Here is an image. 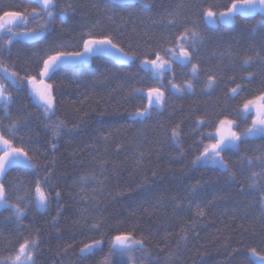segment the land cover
<instances>
[{"label":"trees","instance_id":"obj_1","mask_svg":"<svg viewBox=\"0 0 264 264\" xmlns=\"http://www.w3.org/2000/svg\"><path fill=\"white\" fill-rule=\"evenodd\" d=\"M58 3L64 7L71 5L67 8L68 17L64 23L57 20L47 39L15 42L11 54L4 53L5 62L15 65L20 75H24L26 68L29 74H34L31 69L52 42H63L68 46L66 50H74L80 42V33L93 25L97 33L113 32L125 50L130 45L143 53L162 38L170 39L177 34V29L164 26L170 12L176 13L178 20L198 21L201 8L213 5L220 11L231 0H149L150 10H142L139 0H58ZM33 6L30 0H0V15ZM258 19L259 15L237 17L235 23L210 26L198 47L197 59L206 69L215 71L219 66L222 78L215 89L204 93L198 87L194 94L171 97L163 113L159 116L153 113V118L144 124L128 117L141 104L140 94L130 95L131 90L154 85L139 60L123 64L110 57H94L88 64L69 65L61 72L56 78L59 87L56 115L52 118L65 125L58 137L53 135L51 122L32 102L25 81L23 90L14 93L10 115L26 121V127L17 135H27L30 148L38 154L41 169L51 165L50 185L62 195L57 200L53 191L44 211L29 205L19 224L9 219L8 211L0 212V256L7 257L13 246L34 237L39 243L37 264H105L106 261L129 264L127 257L110 254V241L118 231L134 230L135 238H144L147 248L146 253H132L136 264H243L245 247L259 243L264 235V223L252 218L258 216L259 190H250L247 180L250 172L257 169L241 168L238 158L256 154L264 148V140L253 138L241 145L238 154L230 155L235 179L220 169L193 166L191 160L198 154L196 144L200 134L210 130L208 127L194 130L195 116L207 114L213 118L226 106H236L240 97L227 105L225 102L226 91L235 86L228 82V77L234 75L233 67H238L246 56L256 57L259 53L264 57V29L259 25L253 27ZM38 23L30 21L28 27L35 28ZM0 37L7 39L3 32ZM250 70L257 73L262 70L259 58ZM175 71L179 83L183 71L179 66H175ZM170 76L171 73L165 76L164 84ZM204 78L202 75L201 79ZM259 84L257 75L241 97ZM8 123L7 119L0 120V129L6 131L4 126ZM177 123L183 130L180 138L183 156L165 138L164 129ZM109 133L112 136L105 141L103 137ZM139 151H143L144 157L138 167ZM101 157L105 161L103 174L98 163ZM44 176L43 170L37 173L16 169L4 177V183L24 189L19 193L13 191L14 200ZM82 176L96 179L82 185ZM97 179L104 182L102 189ZM208 201L213 203L207 216L196 217L193 225L196 205L203 206ZM177 204L182 207L174 211ZM53 217L57 218L55 222ZM96 222L101 224L100 230L89 231V226ZM239 225L248 231L243 232ZM185 234L187 239L181 241L180 236ZM101 238L103 243L94 254L81 259L80 247ZM234 249L239 252L234 253Z\"/></svg>","mask_w":264,"mask_h":264},{"label":"snow or ice","instance_id":"obj_2","mask_svg":"<svg viewBox=\"0 0 264 264\" xmlns=\"http://www.w3.org/2000/svg\"><path fill=\"white\" fill-rule=\"evenodd\" d=\"M33 7L25 8L23 11H4L0 15V32H3L7 39H3L0 44V111L3 115L0 120L7 119L9 123L4 126L6 131L0 129V212L6 210L10 213L9 219H13L19 224L26 215L29 205L44 211L48 208L54 191L55 198L60 199L62 193L50 185L52 175L51 165H44L41 169V162L38 154L30 148L27 135L17 133L26 127V121L13 119L10 109L15 101L14 93L23 90V84L27 81L30 87L29 95L34 105L42 111V115L51 122L54 137H58L65 127L63 121H52L56 115L57 76L66 70L69 65H83L91 62L95 58L114 57L120 63L139 64L146 70L148 79L154 81L153 86L145 88H133L130 95L140 94L141 104L128 113V117L135 123L144 124L153 118V113L161 115L168 106L169 99L176 96L194 94L200 87L204 93L215 89L217 82L222 78L219 66L216 70L206 69L202 62L197 59L198 47L205 40V32L210 26L225 23H235L237 17L260 19L256 24L264 29V0H231L223 10H215V6L203 7L197 13L196 20H178L174 12H170L166 18L164 26L169 29H177V34L170 39H161L148 51L140 53L133 50L131 46L125 50L116 35L109 32H95V25L87 31H82L79 41L74 50H66L67 44L52 42L45 53L40 57V61L29 74V69L24 70V75H20L15 70V65L5 62L4 53L11 54V48L15 42L23 40L47 39L51 31L57 26V20L64 23L68 17L67 7L60 6L58 0H30ZM139 7L142 10H150L149 0H139ZM111 19V17H109ZM39 21L35 28H29L30 21ZM182 29V30H181ZM63 31V29H61ZM229 55H231L229 53ZM260 59L262 70L257 73L250 69ZM175 66H179L183 71V79L176 82ZM234 75L228 77V82L234 84L225 93V102L236 100L240 97L236 106L228 105L220 112L215 113L213 118L207 114L195 116V129L199 130L208 127L210 130L205 134L201 133V139L196 144L198 154L195 155L191 164L193 166L212 167L228 172L232 179H235L234 164L230 161V155H236L241 151V145L249 143L253 138L264 140V57L257 53L256 57L246 56L238 67H233ZM171 73L164 84V78ZM202 75L205 77L201 79ZM257 75L260 76L259 86L241 97L247 85L252 84ZM237 79L239 82H237ZM146 101V102H145ZM163 128V125H160ZM182 127L179 123L170 129H164L165 138L173 144L178 153L183 156L184 150L180 144ZM170 132V134H169ZM111 133L105 135L103 139L108 141ZM160 141H157L159 143ZM56 143H52L55 149ZM121 147L117 145V148ZM139 148V146H138ZM144 153L139 151L136 165L139 167L143 161ZM101 174L105 161L101 157L99 160ZM238 163L241 168L249 170L247 177L248 187L252 191L259 190L256 200L259 204L257 209L259 219L264 223V148L257 150L256 154L240 155ZM29 169L39 173L44 171L43 179H36L34 185H30L23 196L16 195L12 198V193L24 191L20 186L13 188L11 184L4 183V177L12 170ZM96 177L82 176L80 183L86 185ZM97 184L102 189L103 181L97 179ZM243 187V186H241ZM213 201H208L206 205H196L193 218H205L209 206ZM181 204H177L174 211L179 210ZM53 217V221H56ZM87 225V220H85ZM243 232L248 229L244 225H239ZM101 224L92 223L88 230L99 231ZM103 236V234H102ZM187 235H181L180 240H186ZM103 239H93L90 243H84L80 247V257L85 259L94 254L97 248L102 245ZM39 247L37 238H26L18 243V247L13 246L11 254L7 257L0 256V264H37L36 252ZM70 247V246H69ZM7 250V249H6ZM67 251V249H65ZM139 251L146 253L145 239L135 238V231L117 232L111 237L109 252L113 257H127L129 264H136L132 253ZM163 251V249H161ZM238 253L239 249H234ZM233 253H229L232 255ZM107 264V261L105 262ZM243 264H264V235L261 236L258 244H251L244 249Z\"/></svg>","mask_w":264,"mask_h":264},{"label":"rangeland","instance_id":"obj_3","mask_svg":"<svg viewBox=\"0 0 264 264\" xmlns=\"http://www.w3.org/2000/svg\"><path fill=\"white\" fill-rule=\"evenodd\" d=\"M116 2H131V1H135V0H115ZM225 24H227V25H229V24H232V23H225ZM217 25H220V24H217ZM217 25H214V26H212V27H215V26H217ZM2 32H0V34H1ZM20 41H32V40H23V39H21ZM110 58H112L113 60H115L116 62H118V63H120L118 60H116L114 57H110ZM88 64V63H87ZM123 64H127V63H123ZM26 83H27V81H26ZM28 86V85H27ZM28 90H29V92H30V87L28 86Z\"/></svg>","mask_w":264,"mask_h":264}]
</instances>
